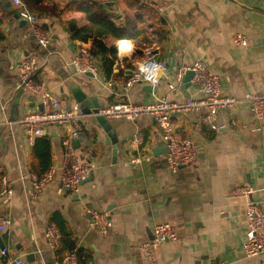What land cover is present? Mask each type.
<instances>
[{
  "label": "crops",
  "instance_id": "crops-1",
  "mask_svg": "<svg viewBox=\"0 0 264 264\" xmlns=\"http://www.w3.org/2000/svg\"><path fill=\"white\" fill-rule=\"evenodd\" d=\"M66 1L78 0H64L62 7ZM151 1L162 10L140 0H112L105 6L121 26L128 16H139L152 41L140 46L121 38L134 45V53L117 50L110 77L102 69L101 58H96L101 71L90 77L64 67L81 44L92 47L91 39L70 37L65 28L69 13L37 9L40 24L51 35L50 46L43 48L12 2L0 0V175H6L14 187L10 199L0 196V216L11 219L0 235L10 254L21 256L26 264H58L69 251L80 256L78 264H149L141 245L163 222L174 226L178 239L154 249L152 264H264V253L244 255L248 198L235 193L238 186H251L255 190L251 198L264 209V118L257 119L248 104H240L219 110L221 127L213 129L201 122L200 112L175 114V135L195 141L197 158L172 172L167 167L165 141L153 118H107L120 136L115 156L108 133L94 114L83 111L73 94V85L79 84L88 99L96 98L100 109L124 99L146 103L159 96L178 101L201 98L204 94L192 80L174 91L169 88L179 65L198 60L206 61L209 71L220 77L224 94H264V0ZM237 32L247 36V46L234 42ZM104 39L108 46L121 40ZM147 48L168 69L157 87L137 82L125 92L126 75L145 57ZM31 54L37 55L40 64L36 80L64 106L75 102L80 106L89 145L79 151L92 165L93 174L78 193L63 187L62 170L41 191L33 187L31 174H42L44 163L61 168L62 139L68 127L47 128L41 136L50 142L47 150L41 141L30 143L19 125L23 116L40 108L41 96L23 87L19 75L21 60ZM138 135L142 136L140 144L135 142ZM90 207L110 212L113 225L108 233L93 229ZM51 222L63 234L58 251L51 250L46 239Z\"/></svg>",
  "mask_w": 264,
  "mask_h": 264
},
{
  "label": "built area",
  "instance_id": "built-area-1",
  "mask_svg": "<svg viewBox=\"0 0 264 264\" xmlns=\"http://www.w3.org/2000/svg\"><path fill=\"white\" fill-rule=\"evenodd\" d=\"M17 10L18 15L27 20L33 35L43 48H48L51 35L39 22V11L29 5L25 0H10ZM88 3L102 6L108 5L112 0H85ZM142 3L152 5L162 10L151 0H140ZM234 42L247 46L248 38L242 32L234 35ZM119 54H132L134 45L126 39H121L117 44ZM40 67L37 55H27L19 65L21 85L41 96L40 108L30 112L19 120V125L25 130L28 141L34 143L37 138L47 133L50 126L68 127V133L63 137L65 147L64 160L61 168L52 164L44 173H32V184L39 192L50 183L59 170H62V185L70 192L78 193L81 186L92 171V165L86 162L80 154V149L89 145L88 135L84 132L81 121L80 106L77 102L67 107L62 100L55 96L50 89L35 78V73ZM66 69H72L75 74L92 73L98 76L100 66L92 54L91 46L81 44L77 54L70 61L65 62ZM168 69V64L157 58L151 48L145 50V57L138 61L129 75H126L123 90L126 92L137 82H149L153 88L160 84L163 75ZM192 71V82L204 94L201 98L188 97L183 101L169 99L167 96L156 97L153 101L137 103L129 99L113 102L100 109V114L106 118H125L136 120L143 116L153 118L161 131L167 148V167L172 172H177L181 167L193 163L197 158V146L191 138H179L175 135L173 116L177 113L200 112L201 122L208 124L213 129H219L217 114L221 109H231L240 104H248L254 116L261 120L264 118V94L248 93L244 96L226 95L222 92V83L218 75L209 71L206 61L198 60L190 64H181L175 71V81L169 84L170 91L180 88L185 75ZM260 129V128H257ZM78 142V147L75 146ZM137 144L142 143V136L135 139ZM134 158V161H138ZM264 173V165H263ZM254 188L249 185H241L235 189V193L245 196L247 199L245 214L248 220V230L243 243V252L246 257L257 256L264 253V209L259 201L251 198ZM14 193L13 182L6 175H0V196L5 200L11 198ZM90 216V224L97 232L106 234L111 229L113 222L109 211H101L94 207L87 210ZM11 224V219L0 216V234ZM62 231L55 222L47 226L46 239L48 246L53 251H58L62 245ZM178 234L169 222L159 223L154 227L152 237L141 245V251L149 264L154 263V249L161 243L177 240ZM2 264H26L21 256H12L8 246L1 248ZM80 256L76 251L63 254L58 264H78Z\"/></svg>",
  "mask_w": 264,
  "mask_h": 264
},
{
  "label": "trees",
  "instance_id": "trees-1",
  "mask_svg": "<svg viewBox=\"0 0 264 264\" xmlns=\"http://www.w3.org/2000/svg\"><path fill=\"white\" fill-rule=\"evenodd\" d=\"M25 1L38 10H49L53 14L69 13V16L65 19L67 32L73 39L92 40V54L95 58H101L102 69L107 77H110L113 73L118 49L116 44L108 46L104 37L110 39L127 38L140 46H147L152 41L139 16H128L125 25L121 26L113 20L112 14L106 11L105 6L88 3L85 0H78L75 3L66 1L63 7L62 2L64 0ZM2 23L3 19L0 18V25ZM38 141L43 143V148L47 150L50 148V142L46 137L37 138L36 143ZM49 165V161L42 165V173L49 168Z\"/></svg>",
  "mask_w": 264,
  "mask_h": 264
},
{
  "label": "water",
  "instance_id": "water-1",
  "mask_svg": "<svg viewBox=\"0 0 264 264\" xmlns=\"http://www.w3.org/2000/svg\"><path fill=\"white\" fill-rule=\"evenodd\" d=\"M193 72L190 71L185 75L184 81L189 84ZM87 76L94 77V75L90 72L86 73ZM73 94L76 100L80 103L81 108L87 114H94L96 116V120L102 125L104 130L109 135V141L113 144V154L117 156L118 153V146H119V139L120 136L117 134L116 130L113 128L112 124L108 121V119L100 114V105L97 102L96 98H87V94L80 88L79 84H74L72 87ZM75 146L78 147V142L75 141ZM93 172L91 171L89 176L86 178L85 181L89 180L92 177ZM83 182V183H84ZM0 246L1 248L5 246L3 242L2 236L0 235Z\"/></svg>",
  "mask_w": 264,
  "mask_h": 264
}]
</instances>
